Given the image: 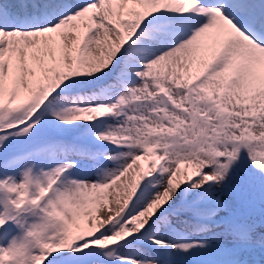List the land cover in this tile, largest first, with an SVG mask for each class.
Listing matches in <instances>:
<instances>
[{
  "label": "snow or ice",
  "instance_id": "obj_1",
  "mask_svg": "<svg viewBox=\"0 0 264 264\" xmlns=\"http://www.w3.org/2000/svg\"><path fill=\"white\" fill-rule=\"evenodd\" d=\"M0 264H264V0H0Z\"/></svg>",
  "mask_w": 264,
  "mask_h": 264
},
{
  "label": "rangeland",
  "instance_id": "obj_2",
  "mask_svg": "<svg viewBox=\"0 0 264 264\" xmlns=\"http://www.w3.org/2000/svg\"><path fill=\"white\" fill-rule=\"evenodd\" d=\"M131 178H132V174H130L129 177H126L125 180L122 181V184H123V183H127V182H129V181L131 180ZM117 190L122 191V188L117 189ZM114 197H115V190L113 191V201H112V203L114 202Z\"/></svg>",
  "mask_w": 264,
  "mask_h": 264
},
{
  "label": "bare ground",
  "instance_id": "obj_3",
  "mask_svg": "<svg viewBox=\"0 0 264 264\" xmlns=\"http://www.w3.org/2000/svg\"><path fill=\"white\" fill-rule=\"evenodd\" d=\"M112 206L115 207V200H114V202L112 203Z\"/></svg>",
  "mask_w": 264,
  "mask_h": 264
}]
</instances>
